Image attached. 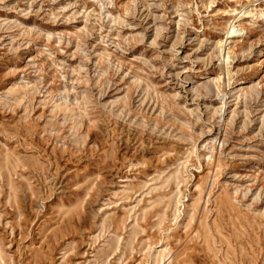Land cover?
I'll list each match as a JSON object with an SVG mask.
<instances>
[{
    "label": "rangeland",
    "instance_id": "obj_1",
    "mask_svg": "<svg viewBox=\"0 0 264 264\" xmlns=\"http://www.w3.org/2000/svg\"><path fill=\"white\" fill-rule=\"evenodd\" d=\"M0 264H264V0H0Z\"/></svg>",
    "mask_w": 264,
    "mask_h": 264
},
{
    "label": "bare ground",
    "instance_id": "obj_2",
    "mask_svg": "<svg viewBox=\"0 0 264 264\" xmlns=\"http://www.w3.org/2000/svg\"><path fill=\"white\" fill-rule=\"evenodd\" d=\"M249 13V12H248ZM231 25V29H230V34L233 32V24H234V20L232 21V23H230Z\"/></svg>",
    "mask_w": 264,
    "mask_h": 264
}]
</instances>
